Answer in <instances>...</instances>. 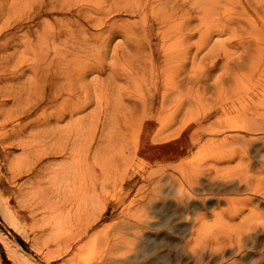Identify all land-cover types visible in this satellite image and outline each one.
I'll list each match as a JSON object with an SVG mask.
<instances>
[{
  "label": "rangeland",
  "instance_id": "obj_1",
  "mask_svg": "<svg viewBox=\"0 0 264 264\" xmlns=\"http://www.w3.org/2000/svg\"><path fill=\"white\" fill-rule=\"evenodd\" d=\"M23 8L20 9L25 17ZM189 8L194 10L189 26L194 27V36L190 37V29L186 34L192 39L182 45L176 30L167 32L171 34L164 43L160 36H152L153 45L181 51L182 56L174 63L158 59L159 52L155 51L156 61L146 71H140L128 60L109 57L100 74L88 75L89 81L95 77L103 81V92L108 93L106 99L110 101L107 132L100 136L101 127L93 133L95 124L89 127L92 115L84 118L82 126V143L88 148L98 145L103 167L99 201L84 214L85 220L97 219L98 239L89 236L80 249L48 259L46 240L54 230L47 217L50 208L46 207L50 203L54 208L61 207L58 212L62 213L63 222L58 229L63 235L73 233L82 221L73 210L69 211L70 207H64L72 198L71 192L50 183L49 170L44 166L49 159L41 163L37 172L12 178L11 163L24 154L18 142H4V130H0V264H68L69 259L88 260L90 264H264V165L259 162V154H254H264V133L222 129L219 123L215 124L217 120L244 124L241 113L215 111L222 102L241 103L250 77L244 68L263 63L260 37L264 0H198L196 7ZM181 13L178 20L188 16ZM54 17L43 19L55 25ZM118 17L129 21L136 18L126 14ZM39 20H29L24 26L33 25V30L41 31L42 26L36 25ZM33 30L30 39L37 42ZM141 33L146 35L145 31ZM121 40L122 36L116 38ZM67 53L72 57L74 52ZM244 57L248 58L242 61ZM190 66H197V75L186 73ZM3 67L0 62V126L6 113L10 117L9 111L15 109L10 94L17 86V80L4 79ZM207 67L209 71L205 72ZM228 67L234 70L226 71ZM175 71L185 81L182 94L187 92L186 81L191 75L199 78L200 93L194 97L195 102L188 103L185 97L175 114L177 97L181 96L175 93L177 97H168L163 113L157 110V103L153 112L152 107L144 108L143 95L154 91L156 81L162 86L163 82L170 84ZM155 72L158 80L151 78ZM221 77L224 84L219 82ZM94 109L95 105L86 112L93 113ZM55 111L56 107L50 109ZM127 112L132 116L125 120ZM71 119L74 118L52 120L50 127L61 129V133L49 144H78ZM162 119L164 129L159 126ZM200 121L206 127L203 142L197 143L194 126ZM226 135L232 137L221 141ZM210 138L217 140L212 147L204 143ZM21 140L33 142L28 137ZM217 144L242 145L251 155L247 160L236 158L229 162L212 152ZM111 159L116 164L107 161ZM61 161L64 159L59 156L53 160ZM248 176L259 192L243 185L242 178ZM21 184L29 188L22 195L18 189ZM246 197L252 203L242 207L240 200ZM114 233H121L124 241L107 244L104 238Z\"/></svg>",
  "mask_w": 264,
  "mask_h": 264
},
{
  "label": "bare ground",
  "instance_id": "obj_2",
  "mask_svg": "<svg viewBox=\"0 0 264 264\" xmlns=\"http://www.w3.org/2000/svg\"><path fill=\"white\" fill-rule=\"evenodd\" d=\"M197 2L198 0H0V62L4 64L2 68L4 79L17 80V86L10 94L14 98L15 109L9 111L10 117L6 113L0 130H4V142H18L24 154L11 163L14 166L11 176L16 178L18 175L37 172L41 163L49 159L44 166L49 170L50 183L66 192H71L72 198L64 207H70L69 211L73 210L82 221L73 233L63 235L58 229L63 222V215L58 212L61 207L55 205L54 208L51 203L46 207L50 208L47 217L54 230L48 237L50 239L46 240L48 259L80 249L81 243L89 236L94 239L100 237L96 234L97 219L85 220L84 214L90 205L99 201L103 167L98 158V145L88 148V144L82 143L84 133L82 126L84 118L92 115L93 119L89 127L95 124L93 133L102 127L100 135L102 136L105 127L111 121L109 116L106 118L110 101L106 99L108 93L103 92L105 91L103 81L99 77L89 81L88 75L95 72L100 74L105 69L106 59L109 57L111 60H128L134 69L140 71H146L149 65H153L156 61L153 55L155 51L159 52L158 59L162 58L166 64H172L180 59L182 56L180 50L167 51L163 46L153 45L152 36H160L161 42L164 43L171 34L167 32L176 30L182 45L184 41L192 39L190 37L194 36V27L189 28V26L191 27L195 16L194 10L189 6L196 7ZM21 6L24 7L25 17L22 15ZM28 8H30L29 12H26ZM181 12H185L188 16L178 20L182 18ZM125 14L136 18L129 21L118 17ZM43 16L46 18L55 16L56 24L49 25ZM174 16L179 18H172ZM35 19H40L36 25L42 26L41 31L33 30V25L24 26L25 22ZM31 29L36 34L37 42L30 39L33 35ZM187 29H190V37L186 34ZM141 31H145L146 35L144 36ZM120 36L123 40L116 41ZM260 41L264 45V25ZM72 51L74 53L71 57L67 52ZM92 51L94 54H90ZM80 53L84 56H80ZM99 53H103V56ZM193 58L196 59V56L194 55ZM247 58L244 57L242 61ZM197 69V66H190L186 73L194 75ZM208 69L207 67L205 72L209 71ZM233 70L231 67L226 69V71ZM244 71L250 76L244 100L241 103L222 102L219 103L217 110L215 108L216 113L219 111L241 113L240 117L244 120V124L240 126L236 120L224 122L217 120L215 124L219 123L222 129L235 128L250 133H264V60L258 67L247 66ZM27 74H30V77H25ZM192 75L186 81L188 88L185 94L181 91L185 81L179 79L181 74L178 71L174 72V80L170 84L163 82L162 86L160 81H156L158 85L154 91L143 95L142 105L144 108L152 107L151 112H153V106L157 103V110L163 113L164 110L166 111L168 97H177L175 93H179L181 96L177 97L178 102L174 110L177 114V110L182 108L186 100L185 97L190 103L195 102V96L197 98L199 96L200 80L197 76L191 78ZM151 78L159 79L156 72ZM219 82L225 83L222 77ZM117 104L115 103L114 107ZM93 105H95L94 112H86ZM52 107H56L55 112H50ZM128 114L129 112L125 114V120L132 116ZM66 117L74 118L71 119L75 122L72 127L76 132L72 134L78 144L73 146L49 144L61 133V129L51 128L50 123L53 119L62 120ZM175 118H172V121ZM195 124L197 125L194 126L196 142L202 143V133L206 126L204 127L201 121ZM159 126L161 128L165 126L164 119L160 120ZM24 137L32 138L33 142H23L21 139ZM230 137L232 135H226L221 141H227ZM79 140H81L80 144ZM216 142L217 140L213 138L204 141L205 144L210 145ZM93 150L94 155L91 157ZM212 152L229 162L236 158L247 160L251 155L243 150L242 145L234 144H217ZM254 154H259V162L264 165V154L259 151H255ZM57 156L62 157L64 161L53 162ZM107 161L116 164L114 159ZM241 181L244 182L243 185L247 190L260 191L251 182L249 176L242 178ZM18 189L19 194L22 195L29 188L21 184ZM40 191L42 189L39 188ZM251 203L252 199L249 197L240 200L242 207ZM55 228L58 230L56 231ZM124 238L121 233H114L111 237L106 236L104 240L107 244L117 245L123 242ZM52 244L55 245L53 249L50 248ZM68 264H90V261L69 259Z\"/></svg>",
  "mask_w": 264,
  "mask_h": 264
}]
</instances>
